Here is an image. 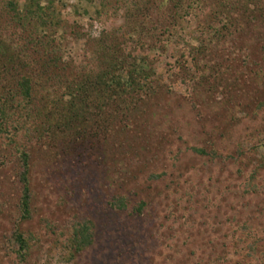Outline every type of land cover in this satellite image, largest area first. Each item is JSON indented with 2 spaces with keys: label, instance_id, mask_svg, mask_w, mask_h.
<instances>
[{
  "label": "rangeland",
  "instance_id": "obj_1",
  "mask_svg": "<svg viewBox=\"0 0 264 264\" xmlns=\"http://www.w3.org/2000/svg\"><path fill=\"white\" fill-rule=\"evenodd\" d=\"M58 4L69 35L66 53L92 67L96 40L122 24L121 12L98 15V0ZM76 29L83 38L73 39ZM8 41L13 51L23 43L18 36ZM196 43L185 35L173 46L175 55L155 58L154 81L161 87L126 129L102 132L100 140L39 147L31 158L30 219H17L19 185L10 177L0 181V264H264V69L246 74L247 93L222 86L239 77L238 67L222 72L214 91L197 97L195 86L208 89L201 75L216 74L217 67L190 59ZM181 52L183 71L175 64ZM36 88L38 96L53 98L52 85ZM192 146L221 156H200L187 150ZM155 174L162 177H150ZM114 194L127 197L128 211L110 207ZM141 201L143 211L132 213ZM84 218L93 223V242L68 260L65 237L58 234ZM18 227L36 235L25 262L13 239ZM249 240L263 251L251 257Z\"/></svg>",
  "mask_w": 264,
  "mask_h": 264
},
{
  "label": "trees",
  "instance_id": "obj_2",
  "mask_svg": "<svg viewBox=\"0 0 264 264\" xmlns=\"http://www.w3.org/2000/svg\"><path fill=\"white\" fill-rule=\"evenodd\" d=\"M98 4V15L120 11L122 24L102 31L96 40L95 62L85 68L66 53L69 35L58 0H24L21 5L0 0V171H7L1 173L0 181L10 177L19 185V222L31 218V158L39 147L100 140L105 131L113 134L126 129L146 111L148 100L161 87L154 81L155 58L175 55L173 46L184 42L185 35L197 42L189 48L190 59L212 62L214 70L217 67L216 74L201 75L208 89L199 92L195 86L197 97L213 92L222 72L238 67L239 77L228 78L222 86L230 84L236 93H247L251 80L246 74L264 69V0H98ZM70 35L75 40L84 37L78 29ZM17 36L23 43L13 51L8 39ZM184 55L181 52L176 58L180 71ZM51 85L53 98L38 96L36 86ZM187 150L221 156L215 149L192 146ZM257 172L253 171L251 180ZM108 202L113 210L130 208L124 194H114ZM145 206L141 201L131 212L138 215ZM92 227L91 220L84 218L58 234L65 237L61 245L66 259L91 245ZM35 236L20 227L13 232L22 262ZM246 246L251 257L263 251L256 240L247 241Z\"/></svg>",
  "mask_w": 264,
  "mask_h": 264
}]
</instances>
